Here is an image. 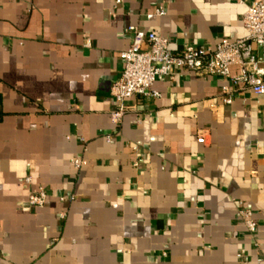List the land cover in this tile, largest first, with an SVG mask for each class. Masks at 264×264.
<instances>
[{
	"label": "crops",
	"instance_id": "crops-1",
	"mask_svg": "<svg viewBox=\"0 0 264 264\" xmlns=\"http://www.w3.org/2000/svg\"><path fill=\"white\" fill-rule=\"evenodd\" d=\"M119 1L0 0V264H264V95L176 70L119 128L110 97L126 28L214 47L259 0Z\"/></svg>",
	"mask_w": 264,
	"mask_h": 264
},
{
	"label": "built area",
	"instance_id": "built-area-1",
	"mask_svg": "<svg viewBox=\"0 0 264 264\" xmlns=\"http://www.w3.org/2000/svg\"><path fill=\"white\" fill-rule=\"evenodd\" d=\"M116 4H120L116 0ZM157 16H164L161 7ZM245 37L236 41L221 40L214 47L187 46L181 52H172L167 39L154 33H144L130 26L125 33L130 38V46L121 54L123 69L121 75L112 83L110 97L115 104L111 113L112 124L119 128L124 117L132 111L126 102L132 97L141 96L158 99L160 94L153 89L157 78L172 79L176 70H185L199 76H216L228 80L240 92L250 91L256 96L264 95V58L256 54L264 53V0L250 4L243 17ZM231 68L238 74L232 76ZM228 95L226 103L230 104L231 90L224 87ZM197 142L204 143L201 134ZM82 162H74L79 168ZM30 183V179H26ZM47 193L38 188L30 194L28 206L34 210L44 207ZM239 217L249 235L256 233L257 225L252 213L239 205ZM64 218V215H61Z\"/></svg>",
	"mask_w": 264,
	"mask_h": 264
}]
</instances>
